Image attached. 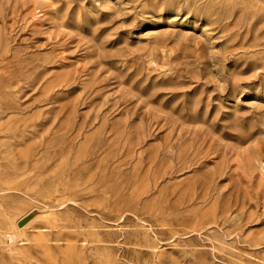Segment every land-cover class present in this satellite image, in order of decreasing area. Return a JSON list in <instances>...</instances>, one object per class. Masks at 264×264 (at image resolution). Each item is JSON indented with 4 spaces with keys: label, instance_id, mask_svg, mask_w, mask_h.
Masks as SVG:
<instances>
[{
    "label": "rangeland",
    "instance_id": "1",
    "mask_svg": "<svg viewBox=\"0 0 264 264\" xmlns=\"http://www.w3.org/2000/svg\"><path fill=\"white\" fill-rule=\"evenodd\" d=\"M0 264H264V0H0Z\"/></svg>",
    "mask_w": 264,
    "mask_h": 264
}]
</instances>
